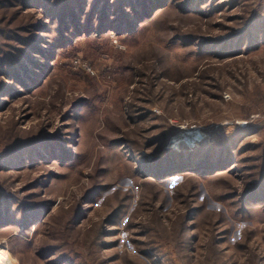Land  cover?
Instances as JSON below:
<instances>
[{
    "label": "rangeland",
    "instance_id": "rangeland-1",
    "mask_svg": "<svg viewBox=\"0 0 264 264\" xmlns=\"http://www.w3.org/2000/svg\"><path fill=\"white\" fill-rule=\"evenodd\" d=\"M0 249L264 264V0H0Z\"/></svg>",
    "mask_w": 264,
    "mask_h": 264
},
{
    "label": "built area",
    "instance_id": "built-area-1",
    "mask_svg": "<svg viewBox=\"0 0 264 264\" xmlns=\"http://www.w3.org/2000/svg\"><path fill=\"white\" fill-rule=\"evenodd\" d=\"M1 250V249H0ZM3 250V249H2ZM7 253H4V252H0V264H3L2 263V260L5 258V257H7V255H6Z\"/></svg>",
    "mask_w": 264,
    "mask_h": 264
},
{
    "label": "bare ground",
    "instance_id": "bare-ground-1",
    "mask_svg": "<svg viewBox=\"0 0 264 264\" xmlns=\"http://www.w3.org/2000/svg\"><path fill=\"white\" fill-rule=\"evenodd\" d=\"M195 134H196V135H199V134H201V131H200V132L198 131L197 133H196V132H195V133H191V132H190V133H189V136H190L189 139L192 138V137H191L192 135H193V136H196ZM187 137H188V136H187ZM194 139H195V138H194ZM188 141H189V140H188ZM1 251H2V250H0V252H1ZM2 252H3V251H2Z\"/></svg>",
    "mask_w": 264,
    "mask_h": 264
}]
</instances>
